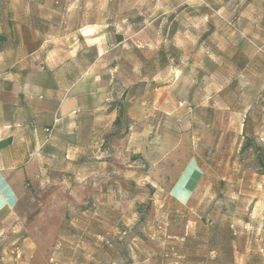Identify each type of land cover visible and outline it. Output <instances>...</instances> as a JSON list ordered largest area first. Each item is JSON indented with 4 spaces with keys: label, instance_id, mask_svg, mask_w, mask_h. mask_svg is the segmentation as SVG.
<instances>
[{
    "label": "rangeland",
    "instance_id": "obj_1",
    "mask_svg": "<svg viewBox=\"0 0 264 264\" xmlns=\"http://www.w3.org/2000/svg\"><path fill=\"white\" fill-rule=\"evenodd\" d=\"M21 7L42 11L40 19L51 25L34 70L60 67L78 76L86 68L85 86L98 89L104 113L113 110L119 120L111 134L193 139L194 151L209 166L191 196L205 199L203 225L216 234L217 247L238 237V251H257L251 253L256 263L264 259V0H0V15ZM4 23L0 19V30ZM4 52L0 73L16 72L18 65L5 63ZM0 82L5 88L6 80ZM117 153L121 157V150ZM225 167L236 175H224ZM25 189L27 197L14 215L30 221L45 194ZM150 195L167 201L165 192ZM164 208L144 212L153 233L181 236L197 227L194 210L185 212L180 224L176 214L164 216ZM140 212L137 207L136 217ZM7 216L0 213V260L22 258L27 241L51 243L41 239L47 231L39 232V225H11ZM143 225L144 219L133 229L123 225V236L115 228L108 232L102 264L118 252L116 264H126L130 237ZM188 237L190 248L184 251H195ZM174 242L168 251L178 248ZM149 245L160 249L157 239ZM56 253L46 251L44 261L66 263Z\"/></svg>",
    "mask_w": 264,
    "mask_h": 264
},
{
    "label": "crops",
    "instance_id": "obj_2",
    "mask_svg": "<svg viewBox=\"0 0 264 264\" xmlns=\"http://www.w3.org/2000/svg\"><path fill=\"white\" fill-rule=\"evenodd\" d=\"M40 16L42 11L24 7L0 15L5 22L0 55L8 47L4 62L18 65L16 72L0 73L6 80L5 88H0V213L9 214L6 220L11 225H39V232L47 231L41 239L47 237L51 243L27 241L22 258L1 257L0 264H47L46 251L63 254V264H102L107 233L115 228L123 236L125 225L133 229L142 219L144 225L130 237L132 251L126 264H264L263 258L257 263L251 259L257 251L237 250L238 237L217 247L216 234L203 225L205 199L192 201L191 196L209 166L194 151L193 139L111 134L117 118L113 110L104 113L99 90L85 86L86 68L78 76L60 67L34 70L37 54L50 39L44 31L51 25ZM104 153L113 159H105ZM224 169V175H236L235 170ZM27 186L45 194L42 209L30 221L14 215L22 196L27 197L22 195ZM152 192H165L167 201L153 199ZM137 207L142 211L139 217ZM148 207H165L164 216L176 214L180 224L184 213L194 210L197 227L183 233L180 226L181 236L153 233L150 216L144 213ZM188 234L195 251H184L190 248ZM154 239L160 241L158 251L150 248ZM172 240L178 248L168 251ZM120 256V252L113 255L109 264H116Z\"/></svg>",
    "mask_w": 264,
    "mask_h": 264
},
{
    "label": "trees",
    "instance_id": "obj_3",
    "mask_svg": "<svg viewBox=\"0 0 264 264\" xmlns=\"http://www.w3.org/2000/svg\"><path fill=\"white\" fill-rule=\"evenodd\" d=\"M118 41H120L121 40V38L120 37H118V39H117ZM119 122V120L118 119H116V121H115V124L116 123H118ZM244 150H245V148H244Z\"/></svg>",
    "mask_w": 264,
    "mask_h": 264
}]
</instances>
